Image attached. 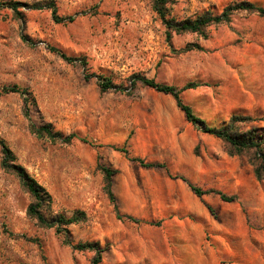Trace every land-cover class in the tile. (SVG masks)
Wrapping results in <instances>:
<instances>
[{"label": "rangeland", "instance_id": "374dc122", "mask_svg": "<svg viewBox=\"0 0 264 264\" xmlns=\"http://www.w3.org/2000/svg\"><path fill=\"white\" fill-rule=\"evenodd\" d=\"M42 1L0 0V140L48 192L52 214L85 213V222L68 226L72 244H98L101 264H264V180L249 155L229 156L221 140L185 120L172 96L130 85L134 75L176 88L195 83L180 96L209 126L249 117L240 128L264 136V18L236 13L203 35L167 39L152 0H51L59 16L74 17L59 24L46 9L4 7ZM240 1L264 7V0H168L167 18L219 13ZM97 76L117 88L102 92ZM13 86L34 97L32 123L77 138L69 145L37 139L21 96L3 92ZM100 166L117 171L116 206L137 222L116 218ZM187 183L233 201L197 197ZM29 204L0 167V264H90L92 252L72 250L55 229L30 220Z\"/></svg>", "mask_w": 264, "mask_h": 264}, {"label": "trees", "instance_id": "16d2710c", "mask_svg": "<svg viewBox=\"0 0 264 264\" xmlns=\"http://www.w3.org/2000/svg\"><path fill=\"white\" fill-rule=\"evenodd\" d=\"M153 10L161 19L164 27L166 28L167 39L171 38L172 33L183 34L193 33L197 35H203L205 30L212 25L226 24L230 21L232 15L236 13L254 14L264 18V7L258 6L249 1L232 2L225 6L219 13L212 10H207L195 18H186L183 20H176L174 18H167L168 11L166 5L168 0H152ZM4 7L9 8L15 13L18 12V8H28L31 10H49L52 20L56 23H70L74 20L73 16L61 17L57 14L56 4L51 0L37 2L28 6L22 3H7ZM48 51L55 53L61 59L67 63L78 62L81 65H85L84 61L79 58L68 57L61 50L47 46ZM190 49V48H188ZM98 84L102 92H106L110 89H116L108 79L102 76H97ZM141 83L143 86L150 88L158 93L164 95H170L175 101L177 108L183 113L185 120L190 123L196 130L213 136L223 142L226 153L229 156H240L244 154L249 155V164L253 167V173L258 181L264 180V136L259 134L256 129L242 130L240 125L247 124L253 120L249 117L231 116L230 119L221 125L220 127L209 126L203 119L196 116L192 109L183 103L181 99V93L190 88L196 87L195 83H188L182 88H176L174 86L164 85L156 83L152 79H148L144 76L134 75L130 78V85L134 86L136 83ZM4 93H16L21 96L24 103L25 116L29 119L30 112L29 107L36 108V102L31 92L27 89H21L17 86L3 88ZM30 132L39 140H48L51 143H59L64 145L71 144L77 136L70 134L64 136L60 132L54 131L50 124L35 125L29 119ZM82 142L88 143L85 139H81ZM89 144V143H88ZM89 145H92L91 143ZM114 150L124 154L128 157V152L125 148H114ZM0 153H1V169L13 175L19 182L21 188L29 195L30 204L27 207V217L34 221L38 227L53 228L56 233L63 237L62 243L71 247L74 251L84 252L89 251L93 253V257L90 264H101L102 250L98 244L95 243H77L72 244L68 231V226L73 224H79L85 222L86 215L83 211H76L70 217H66L62 214H52L50 212L51 197L48 192L39 185L25 169L17 163V159L12 151L6 146V144L0 140ZM133 162L138 163L143 168H164L161 164H146L139 158H131ZM103 175L104 180V193L111 203L115 216L118 220H127L130 222H137L130 216L120 215L115 203V197L112 193V178L117 174L116 170L109 169L107 167H99ZM186 182V180L182 179ZM188 187L194 195L201 197L210 193L217 194L224 202L233 201V197H228L220 192L213 190L204 191L198 187H195L189 183ZM208 210L212 213L213 210L208 207Z\"/></svg>", "mask_w": 264, "mask_h": 264}]
</instances>
